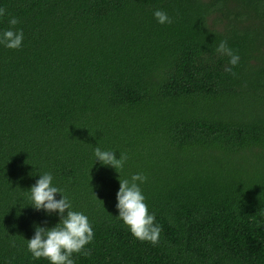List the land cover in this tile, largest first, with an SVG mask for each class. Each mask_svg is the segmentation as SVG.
Here are the masks:
<instances>
[{
  "label": "trees",
  "instance_id": "1",
  "mask_svg": "<svg viewBox=\"0 0 264 264\" xmlns=\"http://www.w3.org/2000/svg\"><path fill=\"white\" fill-rule=\"evenodd\" d=\"M0 8V31L15 16L24 33L0 45V264H49L26 246L58 220L29 204L42 172L93 226L75 264H264V0ZM221 40L240 56L232 72ZM97 146L127 156L120 174L95 162ZM135 172L162 226L155 245L116 216L119 178Z\"/></svg>",
  "mask_w": 264,
  "mask_h": 264
},
{
  "label": "clouds",
  "instance_id": "2",
  "mask_svg": "<svg viewBox=\"0 0 264 264\" xmlns=\"http://www.w3.org/2000/svg\"><path fill=\"white\" fill-rule=\"evenodd\" d=\"M5 10L0 8V17ZM153 16L159 24H170L171 17L162 9L153 11ZM19 20L10 16V27L0 31V45L9 49L21 47L24 33L22 29L15 28ZM220 56H227L224 66L225 72H232L240 60V56L228 46L227 40H221L216 49ZM95 162L101 166H111L117 171L123 167L127 156L120 153L117 158L115 151L94 148ZM119 172V171H118ZM120 174V172H119ZM120 176V175H119ZM51 172H42L35 183L29 188V204L37 211L46 215L55 214L57 222L48 226L47 222L36 223L34 233L26 239L27 250L33 259L45 258L49 264H75L73 254H87L86 244L94 239V229L88 216L74 210L72 201L65 195L64 190L53 183ZM147 181L143 172L132 173L129 178H119V188L116 192L117 217L128 227L130 233L141 241L155 245L158 242L162 226L156 221L155 213L149 210L146 197L141 185ZM57 193L60 194L57 198ZM14 241L12 244L14 245Z\"/></svg>",
  "mask_w": 264,
  "mask_h": 264
},
{
  "label": "rangeland",
  "instance_id": "3",
  "mask_svg": "<svg viewBox=\"0 0 264 264\" xmlns=\"http://www.w3.org/2000/svg\"><path fill=\"white\" fill-rule=\"evenodd\" d=\"M128 153H131V154H134V155H136V156H138L137 154H147V151H145V150H142V149H139V148H135V149H133V150H129V151H127ZM138 158H140L139 156H138ZM142 162V161H141ZM143 164V163H142Z\"/></svg>",
  "mask_w": 264,
  "mask_h": 264
}]
</instances>
